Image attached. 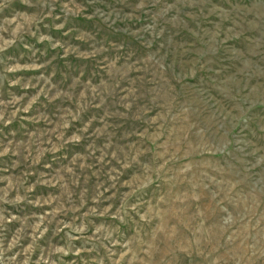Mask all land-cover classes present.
I'll use <instances>...</instances> for the list:
<instances>
[{"label": "rangeland", "instance_id": "1", "mask_svg": "<svg viewBox=\"0 0 264 264\" xmlns=\"http://www.w3.org/2000/svg\"><path fill=\"white\" fill-rule=\"evenodd\" d=\"M0 264H264V0H0Z\"/></svg>", "mask_w": 264, "mask_h": 264}]
</instances>
